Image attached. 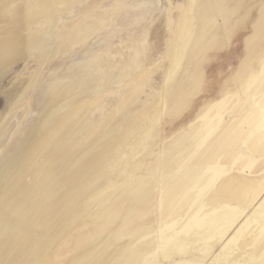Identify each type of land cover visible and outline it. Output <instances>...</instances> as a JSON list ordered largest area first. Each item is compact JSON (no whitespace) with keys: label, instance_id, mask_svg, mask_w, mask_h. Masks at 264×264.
Segmentation results:
<instances>
[{"label":"rangeland","instance_id":"rangeland-1","mask_svg":"<svg viewBox=\"0 0 264 264\" xmlns=\"http://www.w3.org/2000/svg\"><path fill=\"white\" fill-rule=\"evenodd\" d=\"M29 207L0 264H264V0H0V215Z\"/></svg>","mask_w":264,"mask_h":264},{"label":"bare ground","instance_id":"bare-ground-1","mask_svg":"<svg viewBox=\"0 0 264 264\" xmlns=\"http://www.w3.org/2000/svg\"><path fill=\"white\" fill-rule=\"evenodd\" d=\"M62 128H67L64 122L62 123ZM49 130L50 132L48 136L45 138L48 141L52 140L54 135L56 134L58 135L60 126L55 124L51 126ZM49 130H47V132H45L44 134L47 135ZM46 144L47 143H45V141L39 137H38V141H36L35 143L30 141L26 148L27 151L25 153L24 160L22 161L20 169H19L20 178L22 179V185H23L21 187L24 188L27 195L30 197L29 202H31L33 205H36L39 201V199H37L38 192L35 189V184L37 182L41 183V180L45 176L46 169L48 168V156L45 155ZM53 145H54L53 146V149H54V147H56V143L54 142ZM31 203L29 205H31ZM31 214H32V211H31V208L29 207L28 209H26L25 212L10 211V212H6L4 215H0V223L2 222L0 224V253H1L0 263L5 262L4 256L7 255L8 253V246L10 244H13L15 245V247H17L20 243V239H19L20 237L17 236L16 234L15 235L11 234L10 233L11 230H8V229L12 226H15L17 223H19V221H24V220L28 221L30 219L29 217Z\"/></svg>","mask_w":264,"mask_h":264}]
</instances>
